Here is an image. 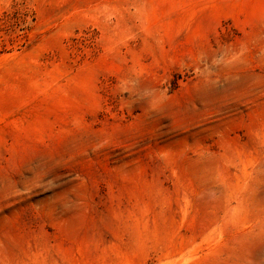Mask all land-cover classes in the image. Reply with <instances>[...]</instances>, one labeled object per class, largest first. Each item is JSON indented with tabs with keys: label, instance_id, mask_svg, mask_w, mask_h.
I'll return each instance as SVG.
<instances>
[{
	"label": "rangeland",
	"instance_id": "rangeland-1",
	"mask_svg": "<svg viewBox=\"0 0 264 264\" xmlns=\"http://www.w3.org/2000/svg\"><path fill=\"white\" fill-rule=\"evenodd\" d=\"M0 264H264V0H0Z\"/></svg>",
	"mask_w": 264,
	"mask_h": 264
}]
</instances>
